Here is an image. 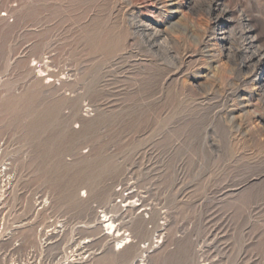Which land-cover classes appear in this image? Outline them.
<instances>
[{
	"label": "rangeland",
	"instance_id": "obj_1",
	"mask_svg": "<svg viewBox=\"0 0 264 264\" xmlns=\"http://www.w3.org/2000/svg\"><path fill=\"white\" fill-rule=\"evenodd\" d=\"M4 168L3 252L264 264V0H0Z\"/></svg>",
	"mask_w": 264,
	"mask_h": 264
},
{
	"label": "built area",
	"instance_id": "obj_2",
	"mask_svg": "<svg viewBox=\"0 0 264 264\" xmlns=\"http://www.w3.org/2000/svg\"><path fill=\"white\" fill-rule=\"evenodd\" d=\"M0 196L1 192H0ZM44 206L40 204L39 209ZM4 216L0 211V243L9 238L3 233ZM35 244L20 250L18 242L14 243L7 252L0 249V260L4 254L7 260L2 264H80L83 261L84 247L89 243L76 239L67 245L65 242L66 218L63 215L48 216L36 227ZM128 236V233H124ZM5 235V236H4ZM112 247L115 246L114 242ZM142 249H145L142 246ZM118 249L115 247L114 251ZM21 251V252H20ZM4 261V260H2ZM145 256L138 257L132 264H146Z\"/></svg>",
	"mask_w": 264,
	"mask_h": 264
},
{
	"label": "bare ground",
	"instance_id": "obj_3",
	"mask_svg": "<svg viewBox=\"0 0 264 264\" xmlns=\"http://www.w3.org/2000/svg\"><path fill=\"white\" fill-rule=\"evenodd\" d=\"M96 31V30H95ZM89 32H92V31H89ZM97 33V32H96ZM90 34H93V33H90ZM100 34V33H99ZM88 35V34H87ZM98 35V34H97ZM102 35V34H101ZM100 35V36H101ZM90 36V35H89ZM88 38V37H87ZM92 38V37H91ZM97 38V37H96ZM89 39V38H88ZM101 39V38H100ZM100 39H97V40H100ZM87 40V39H86ZM95 40V39H94ZM93 40V45H95L94 43H95V41ZM108 40V39H107ZM106 40V41H107ZM112 40V39H111ZM105 41V39H103V42ZM105 41V42H106ZM92 42V41H91ZM103 42H101V43H103ZM110 42V41H109ZM88 43V42H87ZM99 43V42H98ZM96 44H97V42H96ZM106 44H108V42L106 43ZM111 44V43H110ZM100 45V44H99ZM104 45H105V43H104ZM98 46V45H97ZM97 46H95V47H97ZM99 47H101V46H99ZM94 48V47H93ZM104 47L102 46V49L101 50H104L103 49ZM107 49H108V47H107ZM93 50V49H92ZM96 50V49H95ZM99 51H100V49H99ZM106 51V50H105ZM95 53V52H94ZM96 53H98L97 52V50H96ZM55 107H57L56 105H55ZM50 114H51V112H49ZM3 171H1L0 170V183H2V182H4L5 181V168L4 169H2ZM83 171H84V169H83ZM5 172V173H4ZM3 173V174H2ZM84 176V175H83ZM89 176H91V175H88V177ZM86 177H87V175H86ZM87 179V181H90L91 179V181H93V178H91V179H89L88 180V178H86ZM4 186H2L1 184H0V192H1V195H2V192H3V190H2V188H3ZM129 204H130V202L127 204L128 206H129ZM127 205H124V206H127ZM103 218H104V220L102 221V222H105V233L103 234L104 236H112V239L114 240V243H115V246H113L112 248H114L115 249V247L118 249V250H124L125 248H127L128 249V245H129V243L131 242V240L128 238V236L127 235H121V233H119V231L118 230H116V226H115V223H114V221L115 220H111V217H108L106 214H103ZM99 227H101V226H99ZM101 231H104V228H103V230H101ZM128 246V247H127ZM126 250V249H125ZM102 262V261H101Z\"/></svg>",
	"mask_w": 264,
	"mask_h": 264
}]
</instances>
